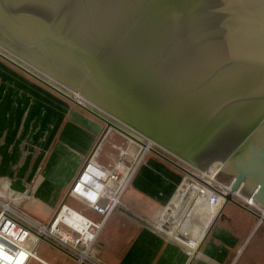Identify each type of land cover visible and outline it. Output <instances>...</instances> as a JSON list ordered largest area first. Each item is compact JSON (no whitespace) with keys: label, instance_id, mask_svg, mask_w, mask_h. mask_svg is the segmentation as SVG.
Listing matches in <instances>:
<instances>
[{"label":"water","instance_id":"95a60500","mask_svg":"<svg viewBox=\"0 0 264 264\" xmlns=\"http://www.w3.org/2000/svg\"><path fill=\"white\" fill-rule=\"evenodd\" d=\"M0 42L103 112L207 164L230 186L213 220L232 202L264 221V0H0ZM0 56L104 121L89 156L109 128L144 143Z\"/></svg>","mask_w":264,"mask_h":264},{"label":"crops","instance_id":"0c3cea01","mask_svg":"<svg viewBox=\"0 0 264 264\" xmlns=\"http://www.w3.org/2000/svg\"><path fill=\"white\" fill-rule=\"evenodd\" d=\"M4 54L75 98L73 91L41 70L14 54ZM91 107L95 108L94 105ZM104 127L105 123L99 117L0 56L2 197L13 198L16 192L28 193L29 198L20 200L21 207L39 218L50 217ZM182 176L179 167L151 150L146 151L118 209L103 224L92 248L94 255L103 264H264V231L258 235L255 232L264 221L235 203L227 202L221 216L210 222L194 257H190L183 245L146 221L150 216L158 215L173 196ZM236 198L247 205L245 199L248 197ZM143 201H147L148 206ZM256 206L255 210L260 212ZM201 207L207 209L206 204H201L196 212ZM85 210L93 219H99L100 215L95 211L86 206ZM139 213L148 214L147 219ZM195 217L193 226L200 228L203 217ZM57 250L53 256L61 264H75L73 257Z\"/></svg>","mask_w":264,"mask_h":264},{"label":"built area","instance_id":"2783aa9c","mask_svg":"<svg viewBox=\"0 0 264 264\" xmlns=\"http://www.w3.org/2000/svg\"><path fill=\"white\" fill-rule=\"evenodd\" d=\"M72 94L79 102H85L86 99L76 91ZM142 141L144 143L141 145L136 143L138 147L134 153L120 149L113 161L106 164L95 158L100 146L98 143L85 159L78 177L47 223L39 222L22 209L20 200L29 198L28 193L16 192L13 198L0 195V264H28L32 258L43 264H51L36 255L37 247L43 240L41 235L74 254L75 264H103L92 251L103 224L118 209L121 197L144 153L151 147L162 149L149 138ZM186 167L193 174L183 171L180 183L162 211L153 220H148L147 216L143 219H147L154 229L166 237L183 245L190 257H194L199 252L207 226L224 201L223 194L230 190V186L212 174ZM67 198H73L95 211L100 215L99 219L95 220L72 206L66 201ZM245 201L255 210L251 199L246 198ZM201 204L207 205L204 225L194 228L193 215Z\"/></svg>","mask_w":264,"mask_h":264},{"label":"rangeland","instance_id":"374dc122","mask_svg":"<svg viewBox=\"0 0 264 264\" xmlns=\"http://www.w3.org/2000/svg\"><path fill=\"white\" fill-rule=\"evenodd\" d=\"M0 48H2V50L0 49L2 52H4L3 51V49H4L6 52L16 55L21 61H23L25 63L27 62V64H29L28 62H30V61H28L25 57H23L22 55L18 54L17 52H15L14 50L10 49L6 45L2 44L1 42H0ZM6 52H4V53H6ZM53 80H55V78H53ZM84 103L88 104L90 107L92 106V104L87 102V100H85ZM100 107L103 108L105 111H107V113L103 112L100 109H97L96 107L95 108L91 107V108L96 110L97 112L102 113V115L108 117L109 119L113 120L114 122H116L117 124H119L120 126L125 128L126 130L131 132L133 135L140 136L142 138L141 140H143V139L145 140L147 138H149V140H151V141L153 140L156 143V146L159 145V146L163 147V152H165L167 155L171 156L172 158L178 160L179 162H181L185 166L194 167L196 169L201 168L198 165H196L193 162H191L188 159H186L185 157L181 156L177 152L173 151L169 147L165 146L161 142L157 141L153 137L149 136L145 132L141 131L137 127L133 126L132 124H130L127 121H125L122 118H120L119 116L115 115L114 113H112L108 109L104 108L103 106H100ZM111 114L113 116H111ZM109 129H111V128H109ZM109 129L106 130V132L103 135L102 139L99 141L100 146L98 148V153L95 156V158L98 161H101L104 164L112 162L113 159L115 158L117 152H119L120 149H125V150H127L129 152L134 153L135 152V148L138 147V145L136 144L137 142L131 140V138L129 136H127L124 133L116 130L115 128H112V130H110V131H109ZM205 166H207V164H205ZM199 170H201V169H199ZM66 201L69 204H71L72 206H74V207L82 210L84 213L88 214L86 212V210H85V206H83V204L81 202H79V201H77V200H75L73 198H67ZM143 203L146 206H148V202L147 201H143ZM56 208H57V206L54 208V210L51 213L50 217L48 216L47 218H43L42 219V218H39L38 216L30 213L27 209L22 207V209H24L30 216H32L33 218L37 219L39 222H43V223H47L49 221V219L54 214ZM162 208L158 212V214L162 211ZM139 214L142 215V217H145V216L148 215L146 213H139ZM205 214H206L205 209L201 207V208L197 209V212L196 211L194 212L193 218H194V216H196L195 218H199V217L202 218L203 217V224H202V226H203L204 225V216H205ZM155 218H156V215L155 216H150L149 219L153 220ZM135 220L136 219H134V221ZM193 225H194V223H193ZM193 227L194 228H199V227H195V226H193ZM260 231H264V223H262L260 225V228L257 227L256 230H255L257 235L260 233ZM56 252H58V250L55 247H53L49 242H47L45 240H41L39 245H38V247H37V253H38V255L40 257H42L43 259H45L47 261H50V263H52V264H61L59 262V260L56 257L53 256L54 254H57ZM73 263H74V261H73ZM28 264H43V263L39 262L36 259H31Z\"/></svg>","mask_w":264,"mask_h":264},{"label":"bare ground","instance_id":"6f19581e","mask_svg":"<svg viewBox=\"0 0 264 264\" xmlns=\"http://www.w3.org/2000/svg\"><path fill=\"white\" fill-rule=\"evenodd\" d=\"M76 93L77 94H79L78 93V91H76ZM136 140V139H135ZM138 143H140V144H143V143H141V141H138V140H136ZM153 141V140H152ZM207 168H208V165L207 166H205V167H203V168H199V169H201L203 172H205V173H208V174H210L209 172H207ZM253 201V200H252ZM37 256H38V254H36ZM39 257V256H38ZM43 260V259H42ZM44 261V260H43ZM43 263V262H42Z\"/></svg>","mask_w":264,"mask_h":264}]
</instances>
